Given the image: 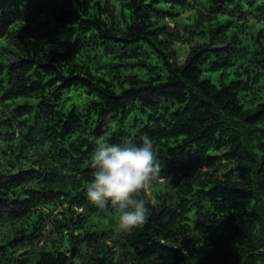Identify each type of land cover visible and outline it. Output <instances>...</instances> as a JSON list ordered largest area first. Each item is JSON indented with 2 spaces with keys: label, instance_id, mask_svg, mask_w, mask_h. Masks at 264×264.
<instances>
[{
  "label": "trees",
  "instance_id": "trees-1",
  "mask_svg": "<svg viewBox=\"0 0 264 264\" xmlns=\"http://www.w3.org/2000/svg\"><path fill=\"white\" fill-rule=\"evenodd\" d=\"M145 136L116 231L96 139ZM0 264H264V0H0Z\"/></svg>",
  "mask_w": 264,
  "mask_h": 264
},
{
  "label": "clouds",
  "instance_id": "clouds-1",
  "mask_svg": "<svg viewBox=\"0 0 264 264\" xmlns=\"http://www.w3.org/2000/svg\"><path fill=\"white\" fill-rule=\"evenodd\" d=\"M96 145L87 198L97 207H111L118 214L116 231L131 232L149 218L151 209L141 193L161 171L153 141L145 136L140 144L130 139L110 143L99 137Z\"/></svg>",
  "mask_w": 264,
  "mask_h": 264
},
{
  "label": "rangeland",
  "instance_id": "rangeland-1",
  "mask_svg": "<svg viewBox=\"0 0 264 264\" xmlns=\"http://www.w3.org/2000/svg\"><path fill=\"white\" fill-rule=\"evenodd\" d=\"M171 26H174V25L171 24ZM189 48H190V45H189V44H186L185 46H181L180 44H178V45L176 46V49H177L179 55H180L182 58H184V57L186 56V54H187ZM152 181H154V182H152ZM152 181L149 183V186H148V188L145 190V193H146L147 197H148L152 202H154V201L156 200L155 192H156L157 190H160V187H161V186H159V183L162 182V181H164V180H163V179H159V181H158V179H155V180H152Z\"/></svg>",
  "mask_w": 264,
  "mask_h": 264
}]
</instances>
